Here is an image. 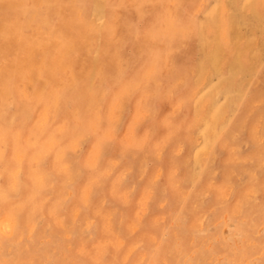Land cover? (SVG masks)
Instances as JSON below:
<instances>
[{"label": "rangeland", "instance_id": "obj_1", "mask_svg": "<svg viewBox=\"0 0 264 264\" xmlns=\"http://www.w3.org/2000/svg\"><path fill=\"white\" fill-rule=\"evenodd\" d=\"M75 1H77V3H75ZM234 1L23 0L22 2V0H0V45L2 46H0V121L5 123L3 125L0 122V152L3 151L0 154V196H2L0 197V213H2L0 214V232L2 233L0 235V264H264V65L261 66L264 64L262 63L264 62V57H262L264 56V0H259V2L258 0ZM78 2L82 5L83 3L86 5H79ZM234 3L235 5H233ZM75 4H77L76 10L74 8ZM123 6L125 7L123 8ZM258 8L259 12L257 10ZM253 9L255 11H253ZM111 10L113 11L112 14ZM52 11L54 12L51 14ZM45 12L47 15H45ZM259 15L261 16L259 17ZM222 16H224L223 19ZM50 19H52V21ZM65 19L66 21H64ZM14 20H16V22ZM165 20H174L177 22L180 27H183L184 33L180 32L175 36L179 39L173 37L169 39L170 41L168 39H157L155 40L156 42H154V40L148 36V33L155 32L157 28L162 26ZM47 22L49 24H47ZM90 27L96 28L94 30V28L91 29ZM98 27H100V29ZM259 27L261 29H259ZM44 31L45 33H43ZM128 31L130 33L132 32L131 35ZM89 33L90 36L88 35ZM241 35L244 36L242 37ZM89 39H91L92 42ZM222 39L225 40L223 41ZM76 41L77 43H74ZM223 42L228 43L224 44ZM227 45H230V47ZM170 46L173 47L171 48ZM78 47H80V49ZM143 48L145 49L143 50ZM3 50L5 53L2 52ZM11 52L14 53L12 54ZM247 52L250 54L248 55ZM84 56L87 57L85 58ZM91 57L95 61H93ZM258 58L259 60H257ZM126 60H128V63ZM11 61H13V63H11ZM238 65H240V67H238ZM249 65H254L252 66L253 69L252 67L250 68ZM232 66L234 71L233 68L231 70ZM217 67L219 70H217ZM225 67L228 70H226ZM248 68H250V71ZM257 68L261 70L259 71ZM11 69L13 71H11ZM99 69H102L101 72ZM85 71L86 73L84 74L83 72ZM155 71L157 72L156 74ZM176 74L179 75L175 76ZM224 74L226 75L224 76ZM26 76L28 80L31 79L34 80V82H31V80L28 81L27 78H25ZM229 76L232 78L230 77L228 80ZM233 77L234 80L232 81ZM241 77L244 78L241 80ZM44 78L46 81L48 79V81L46 82ZM42 79H44V81H42ZM205 80L207 81L205 82ZM40 81L41 83H39ZM65 82H67V84ZM202 82L205 83L203 84ZM181 83L182 85H180ZM201 83L202 85H199ZM226 83L230 84L227 85ZM156 84L159 86L158 88ZM57 89L60 90V92ZM215 89L218 90L217 92L219 94L213 92ZM240 90L241 93L239 92ZM120 91L122 92L120 93ZM147 91L149 93H147ZM57 92L60 94H57ZM150 93L151 95L149 96ZM91 94H93V96ZM97 94L98 96H96ZM152 94H154V96H152ZM56 95L59 96L56 97ZM257 95L258 97L254 98ZM211 97L213 98L211 99ZM186 98L187 100H185ZM69 102L71 103L69 104ZM141 104L143 106H141ZM145 104H147L146 108L144 107ZM210 104L214 105L211 107ZM221 104L223 106L225 104L227 108L225 106L223 107ZM124 105L126 106L124 107ZM209 106L210 109L208 108ZM32 107L35 108L33 109ZM92 107L95 108L93 109ZM53 108L56 109V111H54ZM180 110L184 111L182 112ZM251 111H254L255 114ZM174 113H176V115ZM248 114L253 116L250 118ZM181 115H183L184 118ZM255 116H257V118H255ZM45 118L46 120H44ZM10 119H12V121ZM97 119L101 121V127L105 129L113 127V132L111 134L112 139L111 142L109 141L110 145L108 143L104 145L103 150L105 147L106 148L104 151L102 150L99 159L97 156L95 137L89 136L79 141V144L73 140V137L76 136L77 133L82 131L91 121L93 122ZM19 123L21 124L19 125ZM53 125H57L56 129L60 127V129H57L59 131H57ZM30 128L32 129L30 130ZM63 129H66V131ZM256 130L258 132H256ZM16 131L18 133H16ZM33 132H35V134ZM222 133L224 138L222 137ZM172 135L175 136L172 137ZM50 139L52 141H50ZM55 139L59 143H55ZM1 140H3L4 143ZM41 140H46V142H42ZM192 140L196 143L194 144ZM11 143H14L13 146ZM47 144L50 145L49 148ZM73 144L77 146V150L74 151V153L73 151H67L66 148ZM210 144H212L214 148ZM163 145L165 146L163 147ZM2 146L4 148H1ZM18 147L20 149H17ZM53 147H55L57 151ZM37 149L40 150L38 151ZM44 149L46 150L45 153ZM41 150L43 151L41 152ZM261 150L262 152L260 153ZM26 151L28 154H26ZM21 153L22 155H20ZM53 153L55 158H53ZM55 153L58 155L57 158ZM75 153H77V155ZM11 154L12 156L14 154L17 160H13L14 156L12 158ZM166 154H168V156ZM211 154H213V156ZM180 155L182 156L181 159L179 158L181 157ZM247 156L249 158L251 157V160L248 159ZM256 156L258 159H256ZM102 157H105V159ZM61 160L63 163H67L65 166L69 172L66 171L65 174V166ZM85 160L86 162H84ZM28 161L31 162L29 163ZM176 161L178 162V166L176 165ZM216 166L218 167L215 168ZM31 167L32 170L30 171ZM77 167L79 169H77ZM55 168L59 172H56V170L54 171ZM84 170L86 172H84ZM40 171L44 172L41 173ZM126 171L128 172L126 173ZM101 172H106L107 174L98 177V173ZM180 172H183V174ZM12 173L13 176L11 175ZM132 173L134 174L132 175ZM28 174H30L29 176L31 177L28 176V178ZM197 174L199 175L197 176ZM136 175L138 176L136 177ZM190 175L194 178L190 177ZM236 175L240 176L238 177ZM253 178L257 180L254 181ZM119 180L125 182L122 183ZM129 181H131V184ZM79 182L80 185L78 186ZM111 182L112 184L110 185ZM179 182L180 184H177ZM115 183L116 185L119 184L117 186L118 188ZM58 184L61 186L63 185V187L58 188ZM86 184H89V186ZM112 187H115L117 190L113 188L114 192L111 190ZM121 187H123V189ZM83 189L85 190L83 191ZM132 189L133 192L129 196ZM200 190H204L205 192L202 193ZM111 191L113 195L110 193ZM86 192L87 195H85ZM152 192L153 194H151ZM194 192H197L199 195ZM32 194L34 195L32 196ZM57 194L59 196H56ZM80 195L81 197H77ZM178 195L182 196L180 197ZM244 196H246V198H244ZM18 197L20 200L17 199ZM116 198L117 200H115ZM15 201L17 203L16 206L14 205L16 204ZM37 201L38 205L36 203ZM40 201L41 203H39ZM49 201L51 203L50 205L47 204ZM51 201L53 203L55 202L54 206ZM72 201L74 202L72 203ZM76 201L78 202L76 203ZM144 201L145 203H143ZM11 202L13 205H11ZM136 202H138L137 207ZM18 204H20L21 207ZM73 204L75 206H73ZM133 204H135V206ZM12 207L13 212L11 210ZM69 207H72V209ZM114 207L116 208L114 209ZM201 207H203V211ZM30 208L31 210L34 209V212H30ZM207 208H210V211ZM118 209H121L119 213ZM67 210L70 211L68 212ZM27 212L30 214H28L26 218ZM70 212L72 213L69 214ZM12 213L15 215H12ZM20 217L21 219L23 217L24 220L27 219V221L24 222ZM67 217H69V221L66 220ZM56 223L59 229L57 226L55 227V225H57ZM165 224H167V226ZM12 225H14V227ZM23 225L25 229L22 228ZM118 226L119 229L115 228ZM42 227L43 230H41ZM111 227L113 229L109 230L113 231L109 232L107 228ZM124 227H126V230ZM140 229L142 232H140ZM36 231L39 232L37 235ZM147 231H149L150 235ZM134 235L140 236V238L136 236L135 239ZM29 236H32V238ZM144 237L149 238L148 241H146L147 239ZM127 238H129V240ZM114 239L116 241H114ZM112 241L113 243L111 244ZM78 247L79 249H83L80 251ZM6 248L8 249L6 250ZM92 251L93 256L91 254ZM94 253L98 255L95 258H93L95 256ZM9 254L13 255V257ZM120 257L121 259H119ZM28 258H30V260Z\"/></svg>", "mask_w": 264, "mask_h": 264}, {"label": "bare ground", "instance_id": "obj_2", "mask_svg": "<svg viewBox=\"0 0 264 264\" xmlns=\"http://www.w3.org/2000/svg\"><path fill=\"white\" fill-rule=\"evenodd\" d=\"M11 1H12V0H11ZM46 1H47V0H46ZM50 1H51V0H50ZM104 1H105V0H104ZM222 1H223V0H222ZM231 1H232V0H231ZM233 1H234V0H233ZM262 1H263V0H262ZM22 2H23V0H22ZM117 2H118V1H117ZM202 2H203V1H202ZM227 2H228V1H227ZM234 2H235V1H234ZM240 2H241V1H240ZM258 2H259V0H258ZM44 3H45V2H44ZM75 3H77V1H75ZM78 3H79V2H78ZM81 3H82V2H81ZM108 3H109V2H108ZM110 3H111V2H110ZM112 3H113V2H112ZM118 3H119V2H118ZM205 3H206V2H205ZM229 3H230V2H229ZM232 3H233V2H232ZM42 4H43V2H42ZM73 4H74V3H73ZM113 4H114V3H113ZM135 4H136V3H135ZM135 4H134V5H135ZM140 4H141V3H140ZM143 4H144V3H143ZM212 4H213V3H212ZM261 4H262V3H261ZM261 4H260V5H261ZM76 5H77V4H75V7L73 6V7L75 8V10H76ZM79 5H82V4L79 3ZM83 5H84V3H83ZM83 5H82V6H83ZM85 5H86V4H85ZM85 5H84V6H85ZM111 5H112V4H111ZM201 5H202V4H201ZM233 5H235V3H234ZM241 5H242V4H241ZM41 6H42V5H41ZM41 6H40V7H41ZM103 6H104V5H103ZM108 6H109V5H108ZM157 6H158V5H157ZM195 6H196V5H195ZM195 6H194V8H195ZM243 6H244V5H243ZM124 7H125V6H123V8H124ZM246 7H247V6H246ZM258 7H259V6H258ZM261 7L263 8L262 5H261ZM54 8H55V7H54ZM81 8H82V7H81ZM81 8H80V11H81ZM136 8H137V7H136ZM138 8H139V6H138ZM166 8H167V7H166ZM225 8H226V6H225ZM232 8H233V7H232ZM251 8H252V7H251ZM114 9H115V6H114ZM126 9H128V8H126ZM155 9H156V7H155ZM201 9H202V8H201ZM201 9H200V10H201ZM244 9H245V8H244ZM246 9H247V8H246ZM41 10H42V9H41ZM58 10H59V9H58ZM85 10H86V9H85ZM100 10H101V9H100ZM109 10H110V9H109ZM152 10H153V8H152ZM257 10H258V12H259V8H258ZM257 10H256V11H257ZM87 11H88V9H87ZM140 11H141V10H140ZM201 11H202V10H201ZM228 11H229V9H228ZM247 11H248V10H247ZM253 11H255V10L253 9ZM43 12H44V10H43ZM53 12H54V11H52L51 14H52ZM59 12H60V11H59ZM82 12H84V11H82ZM85 12H86V11H85ZM112 12H113V11L111 10V14H112ZM136 12H137V11H136ZM141 12H142V11H141ZM149 12H151V11H149ZM49 13H50V12H49ZM109 13H110V12H109ZM196 13H197V11H196ZM196 13H195V14H196ZM230 13H231V12H230ZM232 13H233V12H232ZM239 13H240V12H239ZM247 13H248V12H247ZM40 14H41V13H40ZM138 14H139V13H138ZM144 14H145V13H144ZM169 14H170V12H169ZM191 14H192V13H191ZM258 14H260V13H258ZM263 14H264V13H263ZM263 14H261V15H263ZM3 15H4V14H3ZM45 15H47L46 12H45ZM45 15H44V17H45ZM57 15H58V13H57ZM82 15H83V14H82ZM125 15H126V13H125ZM203 15H204V13H203ZM205 15H206V14H205ZM230 15H231V14H230ZM230 15H229V16H230ZM242 15H243V14H242ZM252 15H253V14H252ZM261 15H259V17H260ZM9 16H10V15H9ZM58 16H59V15H58ZM108 16H109V14H108ZM127 16H128V15H127ZM140 16H142V15H140ZM145 16H146V15H145ZM239 16H240V14H239ZM245 16H246V15H245ZM46 17H47V16H46ZM50 17H51V16H50ZM109 17H110V16H109ZM109 17H108V18H109ZM143 17H144V16H143ZM189 17H190V16H189ZM223 17H224V16H222V19H223ZM255 17H256V16H255ZM259 17H258V18H259ZM77 18H78V17H77ZM84 18H85V17H84ZM91 18H92V17H91ZM126 18H127V17H126ZM126 18H125V20H126ZM137 18H138V17H137ZM145 18H146V17H145ZM168 18H169V17H168ZM168 18H167V19H168ZM173 18H174V17H173ZM190 18H191V17H190ZM210 18H211V17H210ZM230 18H231V17H230ZM247 18H248V16H247ZM250 18H251V17H250ZM40 19H41V18H40ZM54 19H55V18H54ZM128 19L131 20L130 18H128ZM188 19H189V18H188ZM235 19H236V18H235ZM9 20H10V19H9ZM43 20H44V19H43ZM50 20L52 21V19H50ZM209 20H210V19H209ZM241 20H242V18H241ZM261 20H262V19H261ZM261 20H260V21H261ZM14 21L16 22V20H14ZM64 21H66V19H65ZM106 21H108V20H106ZM165 21H166V20H165ZM165 21H164V22H165ZM222 21H223V20H222ZM224 21H225V20H224ZM258 21H259V20H258ZM43 22H44V21H43ZM81 22H82V21H81ZM94 22H95V21H94ZM124 22H125V21H124ZM137 22H138V21H137ZM187 22H188V21H187ZM191 22H192V19H191ZM230 22H231V21H230ZM235 22H236V21H235ZM70 23H71V22H70ZM72 23H73V22H72ZM88 23H89V22H88ZM90 23H91V22H90ZM193 23H194V21H193ZM199 23H200V22H199ZM6 24H7V23H6ZM16 24H17V23H16ZM19 24H20V23H19ZM47 24H49V23L47 22ZM74 24H75V23H74ZM130 24H131V23H130ZM194 24H195V23H194ZM262 24H263V23H262ZM67 25H69V24H67ZM232 25H233V23H232ZM13 26H14V25H13ZM13 26H12V27H13ZM52 26H53V25H52ZM99 26H100V25H99ZM128 26H129V25H128ZM187 26H188V25H187ZM207 26H208V24H207ZM210 26H211V25H210ZM225 26H226V25H225ZM47 27H48V26H47ZM76 27H77V26H76ZM96 27H97V26H96ZM96 27H90V28H91V29L94 28V30H95ZM100 27H101V26H100ZM100 27H98V28L100 29ZM136 27H137V26H136ZM136 27H135V28H136ZM189 27H190V24H189ZM230 27H231V26H230ZM261 27H262V26H261ZM9 28H10V25H9ZM48 28H49V27H48ZM90 28H89V29H90ZM140 28H141V26H140ZM181 28L183 29V27H181ZM209 28H210V27H209ZM253 28H254V27H253ZM257 28H258V26H257ZM40 29H41V28H40ZM60 29H61V28H60ZM64 29H65V28H64ZM64 29H63V30H64ZM74 29H75V28H74ZM255 29H256V28H255ZM259 29H261V28L259 27ZM12 30H13V29H12ZM12 30H11V31H12ZM32 30H33V29H32ZM49 30H50V29H49ZM129 30H130V29H129ZM183 30H184V29H183ZM208 30H209V29H208ZM251 30H252V28H251ZM253 30H254V29H253ZM4 31H5V30H4ZM76 31H77V29H76ZM88 31H89V30H88ZM99 31H100V30H99ZM99 31H98V33H99ZM150 31H151V30H150ZM195 31H196V30H195ZM239 31H240V30H239ZM247 31H248V30H247ZM254 31H255V30H254ZM13 32H14V31H13ZM31 32H32V31H31ZM60 32H61V30H60ZM84 32H85V30H84ZM128 32H129V31H128ZM182 32L184 33V31H182ZM8 33H9V32H8ZM11 33H12V32H11ZM32 33H33V32H32ZM43 33H45V31H44ZM50 33H51V32H50ZM74 33H76V32H74ZM90 33H91V32H90ZM90 33L88 34L89 36H90ZM92 33H93V32H92ZM96 33H97V32H96ZM109 33H110V31H109ZM129 33H130V32H129ZM131 33H132V32H131ZM131 33H130V35H131ZM231 33H232V32H231ZM252 33H253V31H252ZM255 33H256V32H255ZM255 33H254V34H255ZM15 34H16V33H15ZM39 34H40V33H39ZM48 34H49V33H48ZM135 34H136V33H135ZM195 34H196V33H195ZM198 34H199V33H198ZM240 34H241V33H240ZM243 34H244V33H243ZM260 34H261V33H260ZM8 35H9V34H8ZM17 35H18V34H17ZM33 35H34V33H33ZM51 35H52V34H51ZM61 35H62V33H61ZM95 35H96V34H95ZM99 35H100V34H99ZM137 35H138V34H137ZM223 35L225 36L224 33H223ZM252 35H253V34H252ZM255 35H256V34H255ZM15 36H16V35H15ZM83 36H84V35H83ZM83 36H82V37H83ZM135 36H136V35H135ZM138 36H139V35H138ZM194 36H195V35H194ZM241 36L243 37L244 35H241ZM250 36H251V35H250ZM261 36H262V35H261ZM263 36H264V35H263ZM19 37H20V36H19ZM19 37H18V38H19ZM23 37H24V35H23ZM50 37H51V36H50ZM72 37H73V36H72ZM82 37H81V38H82ZM225 37H226V36H225ZM245 37H246V36H245ZM254 37H255V36H254ZM57 38H58V37H57ZM61 38H62V37H61ZM91 38H92V37H91ZM139 38H140V37H139ZM174 38H176V37H174ZM181 38H183V37H181ZM195 38H196V37H195ZM226 38H227V37H226ZM238 38H239V37H238ZM250 38H251V37H250ZM23 39H24V38H23ZM62 39H63V38H62ZM85 39H86V38H85ZM176 39H179V38H176ZM239 39H240V38H239ZM251 39H252V38H251ZM257 39H258V38H257ZM82 40H83V39H82ZM89 40L91 41V39H89ZM98 40H99V39H98ZM125 40H126V39H125ZM125 40H124V41H125ZM130 40H131V38H130ZM168 40H169V39H168ZM222 40L224 41L225 39H222ZM232 40H233V39H232ZM4 41H5V40H4ZM73 41H74V40H73ZM135 41H136V39H135ZM139 41H140V40H139ZM158 41H159V40H158ZM169 41H170V40H169ZM211 41H212V40H211ZM226 41H228V40H226ZM241 41H242V40H241ZM250 41H251V40H250ZM250 41H249V42H250ZM0 42H1V41H0ZM19 42H20V40H19ZM21 42H22V41H21ZM67 42H68V41H67ZM71 42H72V41H71ZM91 42H92V41H91ZM154 42H156V41L154 40ZM237 42H238V41H237ZM237 42H236V43H237ZM242 42H243V41H242ZM256 42H257V41H256ZM260 42H261V40H260ZM260 42H259V43H260ZM74 43H77V41L74 42ZM89 43H90V42H89ZM135 43H136V42H135ZM139 43H140V42H139ZM163 43H165V42H163ZM209 43H210V42H209ZM214 43H216V42H214ZM223 43L226 44V43H228V42H226V43L223 42ZM236 43H235V44H236ZM6 44H7V43H6ZM18 44H19V43H18ZM20 44H21V43H20ZM122 44H123V43H122ZM137 44H138V43H137ZM224 44H223V45H224ZM72 45H73V43H72ZM96 45H97V44H96ZM143 45H144V44H143ZM238 45H239V44H238ZM256 45H257V44H256ZM0 46H1V45H0ZM73 46H74V45H73ZM88 46H89V45H88ZM90 46H91V43H90ZM174 46H175V45H174ZM224 46H225V45H224ZM224 46H223V47H224ZM227 46L230 47V45H227ZM1 47H2V46H1ZM75 47H76V46H75ZM75 47H72V48H75ZM86 47H87V46H86ZM170 47H171V46H170ZM172 47H173V46H172ZM172 47H171V48H172ZM175 47H176V46H175ZM210 47H211V45H210ZM242 47H243V46H242ZM244 47H245V46H244ZM255 47H256V46H255ZM259 47H260V46H259ZM78 48L80 49V47H78ZM93 48H94V47H93ZM121 48H122V47H121ZM145 48H147V47H145ZM145 48H143V50H144ZM256 48H257V47H256ZM256 48H254V49H256ZM16 49H17V48H16ZM16 49H15V50H16ZM50 49H51V48H50ZM87 49H88V48H87ZM90 49H91V48H90ZM104 49H105V47H104ZM169 49H170V48H169ZM169 49H168V50H169ZM217 49H218V48H217ZM241 49H244V48H241ZM241 49H240V50H241ZM262 49H263V48H262ZM262 49H261V50H262ZM8 50H9V49H8ZM52 50H53V49H52ZM52 50H50V51H52ZM75 50H76V49H75ZM154 50H155V49H154ZM168 50H167V51H168ZM176 50H177V49H176ZM196 50H197V49H196ZM205 50H206V49H205ZM248 50H249V49H248ZM18 51H19V50H18ZM194 51H195V50H194ZM198 51H199V50H198ZM217 51H218V50H217ZM228 51H229V49H228ZM233 51H234V50H233ZM244 51H245V50H244ZM249 51H250V50H249ZM259 51H260V50H259ZM2 52L5 53L4 50H3ZM7 52H8V51H7ZM14 52H16V51H14ZM14 52H13V53H14ZM64 52H65V51H64ZM73 52H74V51H73ZM80 52H81V51H80ZM88 52H89V50H88ZM129 52H130V51H129ZM129 52H128V53H129ZM138 52H139V51H138ZM164 52H165V51H164ZM168 52H169V51H168ZM223 52H224V51H223ZM11 53H12V52H11ZM13 53H12V54H13ZM33 53H34V52H33ZM210 53H211V52H210ZM242 53H243V52H242ZM247 53H248V52H247ZM96 54H97V53H96ZM138 54H139V53H138ZM165 54H166V52H165ZM165 54H164V56H165ZM171 54H172V53H171ZM193 54H194V53H193ZM206 54H207V52H206ZM206 54H205V55H206ZM249 54H250V53H248V55H249ZM257 54H258V53H257ZM259 54H260V53H259ZM263 54H264V53H263ZM88 55H89V54H88ZM208 55H209V54H208ZM219 55H220V54H219ZM222 55H223V53H222ZM246 55H247V54H246ZM246 55H245V56H246ZM48 56H49V53H48ZM82 56H83V55H82ZM82 56H81V57H82ZM136 56H137V55H136ZM171 56H172V55H171ZM199 56H200V55H199ZM203 56H204V55H203ZM84 57H85V56H84ZM84 57H83V58H84ZM86 57H87V56H86ZM86 57H85V58H86ZM142 57H143V56H142ZM204 57H205V56H204ZM219 57H220V56H219ZM219 57H218V59H219ZM249 57H250V56H249ZM249 57H247V58H249ZM253 57H254V56H253ZM259 57H260V56H259ZM262 57H264V56H262ZM93 58H94V57H93ZM254 58H255V57H254ZM45 59H47V58H45ZM45 59H44V60H45ZM91 59H92V57H91ZM94 59H96V58H94ZM99 59H101V58H99ZM102 59H103V58H102ZM133 59H134V58H133ZM154 59H155V58H154ZM200 59H201V58H200ZM207 59H209V58H207ZM212 59H213V58H212ZM82 60H83V59H82ZM92 60H93V59H92ZM92 60H91V61H92ZM135 60H136V59H135ZM201 60H202V59H201ZM210 60H211V59H210ZM257 60H259V58H258ZM257 60H256V61H257ZM0 61H1V59H0ZM59 61H61V60H59ZM93 61H95V60H93ZM127 61H128V60H126V62H127ZM211 61H212V60H211ZM220 61H221V60H220ZM226 61H227V60H226ZM232 61H234V60H232ZM247 61H248V60H247ZM253 61H254V59H253ZM151 62H155V61H151ZM170 62H171V61H170ZM203 62H204V61H203ZM218 62H219V60H218ZM235 62H236V61H235ZM11 63H13V61H11ZM24 63H25V61H24ZM93 63H94V62H93ZM127 63H128V62H127ZM175 63H176V62H175ZM188 63H189V62H188ZM192 63H193V62H192ZM247 63H248V62H247ZM250 63H251V62H250ZM262 63H264V62H262ZM58 64H59V63H58ZM91 64H92V63H91ZM150 64H151V63H150ZM198 64H199V63H198ZM204 64H205V63H204ZM218 64H219V63H218ZM233 64H234V63H233ZM253 64H254V63H253ZM255 64H256V62H255ZM126 65H127V64H126ZM131 65H132V64H131ZM152 65H153V64H152ZM179 65H180V64H179ZM188 65H189V64H188ZM206 65H207V64H206ZM222 65H223V64H222ZM222 65H221V66H222ZM225 65H226V64H225ZM263 65H264V64H262L261 66H263ZM48 66H49V65H48ZM79 66H80V65H79ZM82 66H83V65H82ZM128 66H129V65H128ZM217 66H218V65H217ZM230 66H231V65H230ZM247 66H248V65H247ZM249 66H250V65H249ZM252 66H254V65H252ZM252 66H250V68H251ZM14 67H15V65H14ZM93 67H94V66H93ZM124 67H125V66H124ZM126 67H127V66H126ZM153 67H154V66H153ZM188 67H189V66H188ZM215 67H216V66H215ZM226 67H227V66H226ZM226 67H225V68H226ZM238 67H240V65H238ZM43 68H44V67H43ZM43 68H42V69H43ZM50 68H51V67H50ZM57 68H58V66H57ZM82 68H83V67H82ZM86 68H88V67H86ZM130 68H131V67H130ZM151 68H152V67H151ZM191 68H192V67H191ZM212 68H213V67H212ZM219 68H220V67H219ZM232 68H233V66L231 67V70H232ZM244 68H245V67H244ZM250 68H248V70H249ZM25 69H26V68H25ZM71 69H72V68H71ZM89 69H90V68H89ZM122 69H123V68H122ZM147 69H148V68H147ZM171 69H172V68H171ZM215 69H216V68H215ZM222 69H223V68H222ZM222 69H220V70H222ZM252 69H253V67H252ZM254 69H255V68H254ZM257 69H258V68H257ZM16 70H17V69H16ZM16 70H15V71H16ZM57 70H58V69H57ZM69 70H70V68H69ZM80 70H81V69H80ZM82 70H83V69H82ZM99 70H100V69H99ZM101 70H102V69H101ZM101 70H100V72H101ZM151 70H153V69H151ZM204 70H205V69H204ZM217 70H219L218 67H217ZM226 70H228V69L226 68ZM229 70H230V69H229ZM231 70H230V71H231ZM237 70H238V69H237ZM237 70H235V71H237ZM248 70H247V71H248ZM258 70H259V69H258ZM260 70H261V69H260ZM260 70H259V71H260ZM9 71H10V70H9ZM11 71H13V70L11 69ZM41 71H42V70H41ZM70 71H71V70H70ZM174 71H177V70H174ZM191 71H192V69H191ZM194 71H195V70H194ZM205 71H206V70H205ZM230 71H229V72H230ZM233 71H234V68H233ZM243 71H244V69H243ZM245 71H246V70H245ZM249 71H250V70H249ZM17 72H18V71H17ZM28 72H30V71H28ZM71 72H72V71H71ZM71 72H70V73H71ZM121 72H122V71H121ZM149 72H150V71H149ZM209 72H210V71H209ZM209 72H208V74H209ZM213 72H214V71H213ZM11 73H12V72H11ZM72 73H73V72H72ZM83 73L85 74L86 71L83 72ZM150 73H151V72H150ZM150 73H149V74H150ZM156 73H157V72L155 71V74H156ZM204 73H205V72H204ZM248 73H249V72H248ZM2 74H3V73H2ZM5 74H6V73H5ZM12 74H13V73H12ZM28 74H30V73H28ZM94 74H95V73H94ZM170 74H171V72H170ZM214 74H215V73H214ZM217 74H218V73H217ZM230 74H231V73H230ZM245 74H246V73H245ZM252 74H253V73H252ZM6 75H7V74H6ZM14 75H15V74H14ZM22 75H23V74H22ZM56 75H57V74H56ZM177 75H179V74H176L175 76H177ZM180 75H181V74H180ZM225 75H226V74H224V76H225ZM247 75H248V74H247ZM28 76H29V75H28ZM57 76H58V75H57ZM155 76H156V75H155ZM175 76H174V77H175ZM192 76H193V75H192ZM206 76H207V75H206ZM206 76H205V77H206ZM232 76H233V75H232ZM256 76H257V75H256ZM4 77H5V76H4ZM23 77H24V76H23ZM41 77H42V76H41ZM149 77H150V76H149ZM202 77H204V76H202ZM202 77H201V78H202ZM230 77H231V76H229L228 80L230 79ZM235 77H236V76H235ZM25 78H27V80H28V77H27V76H26ZM29 78H30V76H29ZM38 78H39V76H38ZM94 78H95V77H94ZM100 78H101V77H100ZM147 78H148V77H147ZM147 78H146V79H147ZM178 78H179V76H178ZM207 78H208V76H207ZM209 78H210V77H209ZM219 78H220V77H219ZM231 78H232V77H231ZM242 78H244V77H241V80H242ZM259 78H260V77H259ZM22 79H23V78H22ZM44 79H45V78H44ZM44 79H42V81H44ZM72 79H73V78H72ZM150 79H151V78H150ZM176 79H177V78H176ZM212 79H213V78H212ZM237 79H238V78H237ZM239 79H240V78H239ZM251 79H252V78H251ZM29 80H31V79H29ZM29 80H28V81H29ZM61 80H62V79H61ZM69 80H70V79H69ZM82 80H83V79H82ZM86 80H87V79H86ZM88 80H89V79H88ZM113 80H114V79H113ZM118 80H119V78H118ZM147 80H148V79H147ZM159 80H160V79H159ZM199 80H200V79H199ZM199 80H197V81H199ZM208 80H209V79H208ZM213 80H214V79H213ZM233 80H234V77H233L232 81H233ZM244 80H245V79H244ZM257 80H258V79H257ZM28 81H27V82H28ZM45 81H46V79H45ZM47 81H48V79H47ZM47 81H46V82H47ZM56 81H57V80H56ZM63 81H64V80H63ZM75 81H76V80H75ZM77 81H78V79H77ZM98 81H99V79H98ZM152 81H153V80H152ZM173 81H174V80H173ZM206 81H207V80H205V82H206ZM221 81H222V80H221ZM225 81H227V80H225ZM230 81H231V80H230ZM253 81H254V80H253ZM253 81H252V82H253ZM31 82H34V80H31ZM31 82H30V83H31ZM60 82H61V81H60ZM69 82H70V81H69ZM113 82H114V81H113ZM115 82H116V81H115ZM177 82H178V81H177ZM205 82H204V83H205ZM219 82H220V80H219ZM222 82H223V81H222ZM227 82H229V81H227ZM239 82H240V81H239ZM256 82H257V81H256ZM256 82H255V83H256ZM259 82H261V81H259ZM259 82H258V84H259ZM39 83H41V81H40ZM39 83H38V84H39ZM43 83H44V82H43ZM62 83H63V82H62ZM65 83L67 84V82H65ZM72 83H73V81H72ZM83 83H85V82H83ZM88 83H89V82H88ZM94 83H95V82H94ZM155 83H156V80H155ZM202 83H203V82H202ZM202 83L199 84V85H202ZM204 83H203V84H204ZM211 83H212V82H211ZM211 83H210V84H211ZM230 83H231V82H230ZM230 83H228V84H230ZM240 83H242V82H240ZM240 83H239V84H240ZM70 84H71V83H70ZM73 84H74V83H73ZM89 84H90V83H89ZM97 84H99V83H97ZM142 84H143V83H142ZM144 84H145V83H144ZM144 84H143V85H144ZM158 84H160V83H158ZM173 84H174V83H173ZM175 84H176V80H175ZM222 84H223V83H222ZM226 84H227V83H226ZM228 84H227V85H228ZM237 84H238V82H237ZM246 84H247V83H246ZM258 84H257V85H258ZM263 84H264V83H263ZM29 85H30V84H29ZM60 85H61V84H60ZM62 85H63V84H62ZM75 85H76V84H75ZM133 85H135V84H133ZM145 85H146V84H145ZM154 85H155V84H154ZM160 85H161V84H160ZM168 85H169V84H168ZM180 85H182V83H181ZM240 85H241V84H240ZM249 85H250V84H249ZM255 85H256V84H255ZM39 86H40V85H39ZM72 86H73V85H72ZM156 86H157V88L159 87L157 84H156ZM195 86H196V85H195ZM220 86H221V85H220ZM224 86H225V85H224ZM243 86H244V85H243ZM258 86H259V85H258ZM129 87H131V86H129ZM168 87H169V86H168ZM172 87H175V86H172ZM202 87H203V86H202ZM227 87H228V86H227ZM227 87H226V88H227ZM231 87H232V86H231ZM246 87H247V86H246ZM246 87H244V88H246ZM31 88H32V87H31ZM33 88H34V87H33ZM69 88H70V87H69ZM86 88H87V86H86ZM94 88H95V87H94ZM180 88H181V87H180ZM200 88H201V87H200ZM217 88H219V87H217ZM234 88H235V87H234ZM234 88H232V89H234ZM241 88H243V87H241ZM241 88H240V89H241ZM248 88H249V87H248ZM254 88H255V87H254ZM256 88H258V87H256ZM261 88H262V87H261ZM77 89H78V88H77ZM87 89H88V88H87ZM95 89H96V88H95ZM106 89H108V88H106ZM133 89H134V88H133ZM167 89H168V88H167ZM172 89H173V88H172ZM176 89H177V88H176ZM176 89H175V90H176ZM196 89H197V88H196ZM212 89H213V88H212ZM229 89H230V88H229ZM232 89H231V90H232ZM237 89H238V88H237ZM251 89H252V88H251ZM57 90H58V89H57ZM65 90H67V89H65ZM75 90H76V89H75ZM130 90H131V89H130ZM155 90H156V89H155ZM178 90H179V89H178ZM202 90H203V89H202ZM215 90H216V89H215ZM215 90L213 91L214 93L218 91V90H216V91H215ZM242 90H243V89H242ZM254 90H255V89H254ZM58 91L60 92V90H58ZM67 91H68V90H67ZM79 91H80V90H79ZM104 91H105V90H104ZM131 91H132V90H131ZM156 91H158V90H156ZM167 91H168V90H167ZM236 91H237V90H236ZM256 91H257V90H256ZM38 92H39V91H38ZM38 92H37V93H38ZM59 92H57V94H58ZM121 92H122V91H120V93H121ZM129 92H130V91H129ZM144 92H146V91H144ZM153 92L155 93L154 89H153ZM239 92L241 93V90H240ZM247 92H248V91H247ZM247 92H246V93H247ZM32 93H33V92H32ZM32 93H31V94H32ZM37 93H36V95H37ZM45 93H46V92H45ZM77 93H78V90H77ZM99 93H100V92H99ZM126 93H127V92H126ZM126 93H125V94H126ZM147 93H149V92L147 91ZM151 93H152V91H151ZM151 93L149 94V96L151 95ZM156 93H157V92H156ZM217 93H218V92H217ZM59 94H60V93H59ZM63 94H64V93H63ZM125 94H124V95H125ZM211 94H212V93H211ZM218 94H219V93H218ZM237 94H238V93H237ZM32 95H33V94H32ZM34 95H35V94H34ZM76 95H77V94H76ZM89 95H90V94H89ZM89 95H87V96H89ZM91 95L93 96V94H91ZM155 95H157V94H155ZM240 95H241V94H240ZM37 96H38V95H37ZM37 96H36V97H37ZM52 96H53V95H52ZM58 96H59V95H58ZM58 96L56 95V97H58ZM96 96H98V94H97ZM96 96H95V97H96ZM100 96H101V95H100ZM127 96H128V93H127ZM127 96H126V97H127ZM152 96H154V94H152ZM172 96H173V95H172ZM237 96H239V95H237ZM38 97H39V96H38ZM38 97H37V98H38ZM95 97H94V98H95ZM121 97H122V96H121ZM144 97H145V96H144ZM239 97H240V96H239ZM239 97H238V99H239ZM257 97H258V95L255 96L254 98H257ZM85 98H86V97H85ZM85 98H84V99H85ZM89 98H91V97H89ZM94 98H93V99H94ZM97 98H98V97H97ZM100 98H102V97H100ZM124 98H125V97H124ZM148 98H149V97H148ZM190 98H191V97H190ZM212 98H213V97H211V99H212ZM242 98H243V97H242ZM38 99H40V98H38ZM68 99H69V98H68ZM84 99H83V100H84ZM159 99H160V98H159ZM211 99H210V100H211ZM220 99H221V98H220ZM243 99H244V98H243ZM243 99H241V100H243ZM262 99H263V97H262ZM36 100H37V99H36ZM99 100H100V99H99ZM129 100H130V99H129ZM180 100H181V99H180ZM182 100H183V99H182ZM185 100H187V98H186ZM59 101H60V100H59ZM84 101H85V100H84ZM233 101H234V100H233ZM63 102H64V100H63ZM93 102H94V101H93ZM181 102H182V101H181ZM209 102H210V101H209ZM241 102H242V101H241ZM241 102H239V103H241ZM261 102H262V101H261ZM54 103H55V101H54ZM70 103H71V102H69V104H70ZM86 103H87V102H86ZM139 103H140V101H139ZM142 103H143V102H142ZM145 103H146V102H145ZM182 103H184V102H182ZM258 103H259V102H258ZM12 104H13V103H12ZM66 104H68V103H66ZM157 104H158V103H157ZM180 104H181V103H180ZM184 104H185V103H184ZM219 104H220V103H219ZM24 105H25V104H24ZM57 105H58V103H57ZM61 105H62V104H61ZM91 105H92V104H91ZM146 105H147V104H145V106H144L145 108H146ZM151 105H153V104H151ZM210 105H211V104H210ZM212 105H214V104H212ZM212 105H211V107H212ZM221 105H222V104H221ZM10 106H11V105H10ZM53 106H54V105H53ZM59 106H60V105H59ZM72 106H73V105H72ZM99 106H100V105H99ZM125 106H126V105H124V107H125ZM127 106H128V105H127ZM129 106H130V105H129ZM141 106H143V105L141 104ZM160 106H161V105H160ZM180 106H181V105H180ZM222 106H223V105H222ZM224 106H225V104H224ZM224 106H223V107H224ZM243 106H244V105H243ZM256 106H257V105H256ZM256 106H254V107H256ZM11 107H12V106H11ZM18 107H19V106H18ZM26 107H27V106H26ZM47 107H48V105H47ZM83 107H84V106H83ZM90 107H91V106H90ZM90 107H89V108H90ZM95 107H96V105H95ZM95 107H92V108L94 109ZM144 107H143V108H144ZM147 107H148V106H147ZM225 107H226V106H225ZM246 107H248V106H246ZM254 107H253V108H254ZM263 107H264V106H263ZM32 108H33V107H32ZM34 108H35V107H34ZM34 108H33V109H34ZM55 108H56V107H55ZM64 108H65V107H64ZM96 108H97V107H96ZM101 108H102V107H101ZM112 108H113V107H112ZM208 108L210 109V106H209ZM213 108H214V107H213ZM215 108H216V107H215ZM226 108H227V107H226ZM14 109H15V107H14ZM18 109H19V108H18ZM33 109H32V110H33ZM53 109H54V108H53ZM124 109H125V108H124ZM127 109H128V108H127ZM136 109H137V108H136ZM150 109H151V108H150ZM179 109H180V108H179ZM179 109H178V110H179ZM187 109H188V108H187ZM10 110H11V109H10ZM12 110H13V109H12ZM19 110H20V109H19ZM19 110H18V112H19ZM122 110H123V109H122ZM146 110H147V109H146ZM206 110L208 111L207 108H206ZM223 110H224V108H223ZM252 110H253V109H252ZM258 110H259V109H258ZM260 110H261V108H260ZM20 111H21V110H20ZM23 111H24V110H23ZM44 111H45V110H44ZM54 111H56V109H54ZM70 111H71V110H70ZM73 111H74V110H73ZM80 111H81V110H80ZM85 111H86V110H85ZM109 111H110V110H109ZM124 111H125V110H124ZM128 111H129V110H128ZM136 111H137V110H136ZM180 111H182V110H180ZM183 111H184V110H183ZM183 111H182V112H183ZM211 111H212V110H211ZM243 111H244V110H243ZM261 111H262V110H261ZM32 112H33V111H32ZM52 112H53V111H52ZM59 112H60V111H59ZM61 112H62V111H61ZM111 112H112V111H111ZM115 112H116V110H115ZM126 112H127V111H126ZM152 112H153V111H152ZM251 112H253V114H255L254 111H251ZM255 112H256V111H255ZM24 113H25V111H24ZM48 113H49V112H48ZM64 113H65V112H64ZM64 113H63V114H64ZM73 113H74V112H73ZM97 113H98V112H97ZM99 113H100V112H99ZM225 113H226V111H225ZM256 113H257V112H256ZM260 113H261V112H260ZM10 114H11V113H10ZM66 114H67V113H66ZM104 114H105V113H104ZM107 114H109V113H107ZM145 114H146V113H145ZM151 114H152V113H151ZM174 114L176 115V113H174ZM178 114H179V113H178ZM178 114H177V115H178ZM226 114H227V113H226ZM242 114H243V113H242ZM251 114H252V113H251ZM23 115H24V114H23ZM51 115H52V114H51ZM72 115H74V114H72ZM83 115H85V114H83ZM96 115H98V114H96ZM99 115H100V114H99ZM121 115H122V112H121ZM184 115H185V114H184ZM248 115L250 116V114H248ZM257 115H258V114H257ZM62 116H64V115H62ZM111 116H112V114H111ZM134 116H135V115H134ZM170 116H171V115H170ZM181 116H183V115H181ZM251 116H253V115H251ZM251 116H250V118H251ZM261 116H262V115H261ZM263 116H264V115H263ZM0 117H1V116H0ZM7 117H8V116H7ZM22 117H23V116H22ZM57 117H58V116H57ZM57 117H56V118H57ZM66 117H67V116H66ZM123 117H124V116H123ZM172 117H173V116H172ZM225 117H226V116H225ZM242 117H243V115H242ZM247 117H248V116H247ZM24 118H25V117H24ZM27 118H28V117H27ZM62 118H64V117H62ZM79 118H80V117H79ZM130 118H131V117H130ZM143 118H144V117H143ZM183 118H184V116H183ZM255 118H257V116H255ZM262 118H263V117H262ZM66 119H68V118H66ZM80 119H81V118H80ZM124 119H125V118H124ZM155 119H156V118H155ZM248 119H249V118H248ZM248 119H247V120H248ZM260 119H261V118H260ZM4 120H5V119H4ZM4 120H2V121H4ZM10 120L12 121V119H10ZM25 120H26V118H25ZM44 120H46V118H45ZM64 120H65V119H64ZM75 120H76V119H75ZM135 120H136V119H135ZM181 120H183V119H181ZM5 121H6V120H5ZM28 121H29V120H28ZM28 121H27V122H28ZM35 121H36V120H35ZM68 121H69V120H68ZM76 121H77V120H76ZM107 121H108V120H107ZM109 121H110V119H109ZM118 121H119V120H118ZM136 121H137V120H136ZM147 121H148V120H147ZM156 121H157V119H156ZM219 121H220V120H219ZM222 121H223V120H222ZM0 122H1V121H0ZM7 122H8V121H7ZM13 122H14V120H13ZM43 122H44V121H43ZM48 122H49V121H48ZM78 122H79V121H78ZM91 122H92V121H91ZM100 122H101V121H100ZM116 122H117V121H116ZM119 122H120V121H119ZM140 122H141V121H140ZM1 123H2L3 125L5 124V123H3V122H1ZM37 123H38V121H37ZM51 123H52V122H51ZM62 123H63V122H62ZM62 123H61V124H62ZM75 123H76V122H75ZM81 123H82V122H81ZM81 123H80V124H81ZM104 123H105V122H104ZM136 123H138V122H136ZM156 123H157V122H156ZM156 123H155V124H156ZM216 123H217V122H216ZM218 123H219V122H218ZM239 123H240V122H239ZM262 123H263V120H262ZM10 124H11V122H10ZM12 124H13V123H12ZM15 124H16V123H15ZM20 124H21V123H19V125H20ZM67 124H68V122H67ZM67 124H66V125H67ZM72 124H73V123H72ZM72 124H71V125H72ZM115 124H116V123H115ZM127 124H128V123H127ZM138 124H139V123H138ZM147 124H148V123H147ZM151 124H152V123H151ZM194 124H195V123H194ZM244 124H245V123H244ZM244 124H243V125H244ZM19 125H17V126H19ZM32 125H33V124H32ZM38 125H39V124H38ZM40 125H41V124H40ZM57 125H58V123H57ZM57 125H56V126H57ZM69 125H70V124H69ZM84 125H85V123H84ZM109 125H110V124H109ZM148 125H149V124H148ZM156 125H157V124H156ZM156 125H155V126H156ZM48 126H49V125H48ZM53 126H55V125H53ZM56 126H55V129H56ZM63 126H64V125H63ZM79 126H80V125H79ZM125 126H126V125H125ZM128 126H129V124H128ZM132 126H133V124H132ZM135 126H136V125H135ZM146 126H147V125H146ZM157 126H158V125H157ZM216 126H217V125H216ZM240 126H241V125H240ZM256 126H257V125H256ZM261 126H262V125H261ZM26 127H27V125H26ZM65 127H66V126H65ZM72 127H74V126H72ZM107 127H108V126H107ZM121 127H122V126H121ZM167 127H168V126H167ZM192 127H193V126H192ZM245 127H246V126H245ZM13 128H14V126H13ZM34 128H38V127H34ZM46 128H47V127H46ZM52 128H53V127H52ZM52 128H51V129H52ZM58 128L60 129V127H58ZM58 128H57V129H58ZM82 128H83V127H82ZM112 128H113V127H112ZM131 128H132V127H131ZM146 128H147V127H146ZM149 128H150V126H149ZM237 128H238V127H237ZM257 128H258V127H257ZM20 129H21V127H20ZM31 129H32V128H30V130H31ZM57 129H56V130H57ZM61 129H62V128H61ZM72 129H73V128H72ZM77 129H78V128H77ZM79 129H80V128H79ZM157 129H158V128H157ZM178 129H179V128H178ZM235 129H236V128H235ZM242 129H243V128H242ZM263 129H264V128H263ZM2 130H3V129H2ZM33 130H34V129H33ZM33 130H32V131H33ZM41 130H42V129H41ZM63 130L66 131V129H63ZM115 130H116V128H115ZM130 130H131V129H130ZM137 130H138V129H137ZM145 130H146V129H145ZM191 130H192V129H191ZM194 130H195V128H194ZM198 130H199V129H198ZM240 130H241V129H240ZM260 130H261V129H260ZM0 131H1V130H0ZM11 131H12V130H11ZM13 131H14V130H13ZM39 131H40V129H39ZM46 131H47V130H46ZM53 131H54V129H53ZM57 131H59V130H57ZM74 131H75V130H74ZM77 131H79V130H77ZM179 131H180V130H179ZM219 131H220V130H219ZM219 131H218V132H219ZM236 131H237V130H236ZM9 132H10V131H9ZM21 132H23V131H21ZM36 132H37V131H36ZM47 132H48V131H47ZM199 132H200V131H199ZM215 132H216V130H215ZM256 132H258V131L256 130ZM0 133H1V132H0ZM14 133H15V132H14ZM16 133H18V132L16 131ZM28 133H29V132H28ZM33 133L35 134V132H33ZM44 133H45V132H44ZM64 133H65V132H64ZM133 133H135V132H133ZM153 133H154V132H153ZM232 133H233V132H232ZM237 133H238V132H237ZM30 134H32V133H30ZM34 134H33V135H34ZM46 134H47V133H46ZM46 134H45V136H46ZM48 134H49V133H48ZM62 134H63V133H62ZM131 134H132V133H131ZM146 134H147V133H146ZM176 134H178V133H176ZM181 134H182V133H181ZM181 134H180V135H181ZM199 134H201V133H199ZM217 134H218V133H217ZM217 134H216V135H217ZM230 134H231V133H230ZM259 134H260V133H259ZM2 135H3V132H2ZM4 135H5V134H4ZM8 135H9V134H8ZM13 135H14V134H13ZM36 135H37V133H36ZM36 135H35V136H36ZM53 135H55V134H53ZM64 135H65V134H64ZM75 135H76V134H75ZM113 135H114V134H113ZM149 135H150V134H149ZM153 135H154V134H153ZM262 135H263V134H262ZM262 135H261V137H262ZM14 136H16V135H14ZM35 136H34V137H35ZM66 136H67V134H66ZM66 136H65V137H66ZM72 136H73V135H72ZM115 136H116V135H115ZM135 136H137V135H135ZM156 136H157V135H156ZM173 136H175V135H172V137H173ZM198 136H199V135H198ZM201 136H202V135H201ZM223 136H224V135H223V133H222V137H223ZM225 136H227V135H225ZM234 136H235V135H234ZM256 136H257V135H256ZM41 137H42V136H41ZM151 137H152V136H151ZM235 137H237V136H235ZM261 137H260V138H261ZM6 138H7V135H6ZM8 138H10V137H8ZM51 138H52V136H51ZM177 138H178V136H177ZM201 138H202V137H201ZM211 138H212V137H211ZM223 138H224V137H223ZM227 138H228V137H227ZM258 138H259V137H258ZM2 139H3V136H2ZM14 139H15V138H14ZM20 139H21V138H20ZM26 139H27V137H26ZM34 139H35V138H34ZM63 139H64V138H63ZM88 139H89V138H88ZM111 139H112V138H111ZM174 139H175V138H174ZM174 139H172V140H174ZM184 139H185V138H184ZM212 139H213V138H212ZM3 140H4V139H3ZM3 140H1V141H3ZM8 140H9V139H8ZM16 140H17V139H16ZM37 140H38V139H37ZM52 140H53V138H52ZM52 140L50 139V141H52ZM55 140H56V139H55ZM69 140H70V138H69ZM114 140H115V138H114ZM181 140H182V139H181ZM181 140H180V141H181ZM198 140H199V139H198ZM198 140H197V141H198ZM227 140H228V139H227ZM231 140H232V139H231ZM6 141H7V140H6ZM11 141H12V140H11ZM11 141H10V142H11ZM35 141H36V140H35ZM35 141H34V142H35ZM41 141H42V140H41ZM43 141H44V140H43ZM43 141H42V142H43ZM60 141H61V140H60ZM169 141H170V140H169ZM175 141H176V140H175ZM224 141H225V140H224ZM228 141H229V140H228ZM257 141H258V140H257ZM44 142H46V140H45ZM47 142H48V141H47ZM56 142H58V141L56 140L55 143H56ZM110 142H111V141H110ZM115 142H116V141H115ZM146 142H147V141H146ZM178 142H179V141H178ZM182 142H183V141H182ZM190 142H191V141H190ZM192 142L194 143L193 140H192ZM198 142H199V141H198ZM205 142H206V140H205ZM205 142H204V143H205ZM211 142H212V140H211ZM261 142H262V141H261ZM3 143H4V141H3ZM19 143L22 144L21 142H19ZM51 143H52V142H51ZM58 143H59V142H58ZM58 143H57V144H58ZM168 143H169V142H168ZM185 143H186V142H185ZM195 143H196V142H195ZM195 143H194V144H195ZM13 144H14V143H13ZM13 144L11 143L12 146H13ZM15 144H16V143H15ZM35 144H37V143H35ZM35 144H34V145H35ZM40 144H41V143H40ZM43 144H44V143H43ZM43 144H42V146H43ZM49 144H50V143H49ZM57 144H56V145H57ZM78 144H79V143H78ZM78 144H77V145H78ZM108 144H109V142H108ZM166 144H167V143H166ZM215 144H216V141H215ZM47 145H48V144H47ZM50 145H51V144H50ZM50 145H48L47 147L49 148ZM56 145H55V146H56ZM105 145H107V144H105ZM109 145H110V144H109ZM173 145H174V144H173ZM186 145H187V144H186ZM191 145H192V144H191ZM196 145H197V144H196ZM210 145H212V144H210ZM210 145H209V146H210ZM3 146H4V145H3ZM3 146H2L1 148H4ZM12 146H11V147H12ZM14 146H15V145H14ZM31 146H32V145H31ZM51 146H52V145H51ZM164 146H165V145H163V147H164ZM167 146H168V145H167ZM261 146H262V145H261ZM56 147H57V146H56ZM141 147H142V145H141ZM186 147H188V146H186ZM194 147H195V146H194ZM212 147L214 148L213 145H212ZM14 148H15V147H14ZM43 148H44V146H43ZM45 148H46V146H45ZM50 148H51V147H50ZM53 148H55V147H53ZM62 148H64V147H62ZM105 148H106V147H105ZM105 148H104V150H105ZM112 148H113V147H112ZM125 148H126V147H125ZM129 148H130V147H129ZM131 148H132V147H131ZM136 148H137V147H136ZM177 148H178V147H177ZM181 148H182V147H181ZM213 148H212V151H213ZM7 149H8V148H7ZM12 149H13V147H12ZM17 149H20V148L18 147ZM55 149H56V148H55ZM58 149H59V148H58ZM66 149H67V148H66ZM108 149H109V148H108ZM259 149H261V148H259ZM0 150H1V149H0ZM2 150H3V149H2ZM13 150H14V149H13ZM37 150H38V149H37ZM39 150H40V149H39ZM39 150H38V151H39ZM44 150H45V149H44ZM49 150H50V149H49ZM62 150H63V149H62ZM102 150H103V149H102ZM104 150H103V151H104ZM140 150H141V149H140ZM142 150H143V149H142ZM6 151H7V150H6ZM17 151H18V150H17ZM42 151H43V150H41V152H42ZM54 151H55V150H54ZM56 151H57V149H56ZM106 151H107V150H106ZM111 151H114V150H111ZM134 151H135V150H134ZM160 151H161V150H160ZM185 151H187V150H185ZM190 151H191V150H190ZM2 152H3V151H2ZM2 152H0V154H1ZM18 152H19V151H18ZM30 152H32V151H30ZM30 152H29V153H30ZM34 152H35V150H34ZM41 152H40V154H41ZM45 152H46V150L44 151V153H45ZM48 152H49V151H48ZM52 152H53V151H52ZM52 152H51V153H52ZM107 152H108V151H107ZM107 152H105V153H107ZM155 152H156V151H155ZM233 152H234V151H233ZM257 152H258V151H257ZM261 152H262V150L260 151V153H261ZM44 153H42V154H44ZM73 153H74V151H73ZM103 153H104V152H103ZM109 153H110V152H109ZM109 153H108V154H109ZM126 153H127V152H126ZM128 153H129V152H128ZM183 153H184V152H183ZM188 153H189V152H188ZM216 153H217V152H216ZM17 154H18V153H17ZM26 154H28L27 151H26ZM75 154L77 155V153H75ZM108 154H107V155H108ZM136 154H137V153H136ZM136 154H134V155H136ZM154 154H155V153H154ZM159 154H160V153H159ZM159 154H158V155H159ZM181 154H182V153H181ZM214 154H215V153H214ZM20 155H22V153H21ZM51 155H52V154H51ZM55 155H56V153H55ZM59 155H60V154H59ZM82 155H84V154H82ZM127 155H129V154H127ZM143 155H144V154H143ZM166 155L168 156V154H166ZM174 155H175V153H174ZM174 155H173V156H174ZM187 155H188V154H187ZM208 155H209V154H208ZM211 155L213 156V154H211ZM235 155H236V153H235ZM259 155H260V154H259ZM13 156H14V154H13ZM13 156H12V154H11V157H12V158H13ZM40 156H41V155H40ZM53 156H54V153H53ZM61 156H62V154H61ZM132 156H133V155H132ZM132 156H131V157H132ZM162 156H163V155H162ZM180 156H181V155H180ZM202 156H203V155H202ZM212 156H211V157H212ZM236 156H237V155H236ZM38 157H39V156H38ZM51 157H52V156H51ZM57 157H58V155H56V158H57ZM75 157H76V156H75ZM75 157H74V159H75ZM105 157H107V156H105ZM105 157H102V158L105 159ZM121 157H122V156H121ZM158 157H159V156H158ZM158 157H157V158H158ZM247 157H248V156H247ZM256 157H257V156H256ZM260 157H261V156H260ZM19 158H20V157H19ZM24 158H26V157H24ZM53 158H55V156H54ZM95 158H96V157H95ZM109 158H110V156H109ZM117 158H118V157H117ZM154 158H155V157H154ZM179 158L181 159L182 156L179 157ZM215 158H216V157H215ZM14 159H15V156H14L13 160H14ZM36 159H37V158H36ZM130 159H132V158H130ZM134 159H135V158H134ZM151 159H153V158H151ZM155 159H156V158H155ZM171 159L173 160L172 156H171ZM189 159H190V158H189ZM206 159H207V158H206ZM209 159H210V158H209ZM248 159L251 160V157H250V158L248 157ZM256 159H258V157H257ZM263 159H264V158H263ZM15 160H17V159H15ZM24 160H25V159H24ZM27 160H28V159H27ZM49 160H50V158H49ZM59 160H60V159H59ZM65 160H66V159H65ZM107 160H108V159H107ZM107 160H106V161H107ZM109 160H110V159H109ZM119 160H120V159H119ZM148 160H149V159H148ZM160 160H161V159H160ZM174 160H175V159H174ZM176 160H177V159H176ZM187 160H188V159H187ZM187 160H186V161H187ZM191 160H192V159H191ZM214 160H215V159H214ZM243 160H244V159H243ZM246 160H247V159H246ZM261 160H262V159H261ZM61 161H62V160H61ZM61 161H59V162H61ZM103 161H104V160H103ZM133 161H134V160H133ZM149 161H150V160H149ZM155 161H156V160H155ZM158 161H159V160H158ZM193 161H194V160H193ZM197 161H198V160H197ZM253 161H254V160H253ZM258 161H259V160H258ZM258 161H256V162H258ZM17 162H18V161H17ZM28 162H29V161H28ZM30 162H31V161H30ZM30 162H29V163H30ZM32 162H33V161H32ZM51 162H52V160H51ZM57 162H58V160H57ZM84 162H86V160H85ZM84 162H82V163H84ZM109 162H110V161H109ZM115 162H117V161H115ZM124 162H125V161H124ZM131 162H132V161H131ZM135 162H137V161H135ZM172 162H173V161H172ZM174 162H175V161H174ZM178 162H179V160H178ZM178 162L176 161V165H177ZM182 162H183V161H182ZM201 162H202V161H201ZM208 162H209V160H208ZM254 162H255V161H254ZM19 163H20V162H19ZM24 163H25V162H24ZM24 163H23V165H24ZM62 163H63V161H62ZM68 163H69V162H68ZM110 163H111V162H110ZM118 163H119V162H118ZM140 163H141V162H140ZM209 163H210V162H209ZM63 164H64V166L67 165V163H66V164L63 163ZM69 164H70V163H69ZM91 164H92V163H91ZM152 164H153V163H152ZM154 164H155V163H154ZM198 164H199V162H198ZM201 164H202V163H201ZM212 164H214V163H212ZM218 164H219V163H218ZM221 164H223V163H221ZM18 165H19V164H18ZM29 165H30V164H29ZM56 165H57V164H56ZM107 165H108V164H107ZM107 165H106V166H107ZM117 165H120V164H117ZM123 165H124V164H123ZM123 165H121V166H123ZM174 165H175V164H174ZM185 165H186V164H185ZM206 165H207V164H206ZM216 165H217V164H216ZM15 166H16V165H15ZM54 166H55V165H54ZM60 166H61V164H60ZM106 166H105V167H106ZM110 166H111V165H110ZM177 166H178V165H177ZM179 166H181V165H179ZM195 166H196V165H195ZM201 166H202V165H201ZM208 166H209V165H208ZM212 166H213V165H212ZM218 166H219V165H218ZM218 166H216L215 168H217ZM259 166H260V165H259ZM259 166H258V168H259ZM18 167H19V166H18ZM29 167H30V166H29ZM103 167H104V165H103ZM107 167H108V166H107ZM132 167H133V166H132ZM152 167H154V166H152ZM160 167H161V166H160ZM196 167H197V166H196ZM221 167H222V166H221ZM51 168H52V167H51ZM63 168H64V167H63ZM65 168H66V166H65ZM65 168H64V170H65L64 174L66 173V171H68V169L66 168V169H67V170H66ZM146 168H147V167H146ZM187 168H189V167H187ZM227 168H228V167H227ZM241 168H242V167H241ZM243 168H244V167H243ZM252 168H253V167H252ZM254 168H255V167H254ZM14 169H15V168H14ZM36 169H37V168H36ZM36 169H35V170H36ZM75 169H76V168H75ZM77 169H79V168L77 167ZM80 169H81V168H80ZM103 169H104V168H103ZM103 169H102V170H103ZM107 169H108V168H107ZM113 169H114V168H113ZM113 169H112V170H113ZM124 169H125V168H124ZM138 169H139V168H138ZM148 169H149V167H148ZM156 169H157V168H156ZM160 169H161V168H160ZM211 169H212V168H211ZM229 169H230V168H229ZM231 169H232V168H231ZM3 170H4V169H3ZM15 170H16V169H15ZM31 170H32V167H31L30 171H31ZM39 170H40V169H39ZM45 170H46V167H45ZM55 170H56V168L54 169V171H55ZM58 170H59V166H58ZM162 170H163V168H162ZM227 170H228V169H227ZM244 170H245V169H244ZM253 170H254V169H253ZM4 171H6V170H4ZM25 171H26V170H25ZM33 171H34V169H33ZM81 171H82V170H81ZM103 171H104V170H103ZM119 171H120V170H119ZM121 171H122V170H121ZM136 171H137V170H136ZM145 171H146V170H145ZM181 171H182V169H181ZM199 171H200V170H199ZM199 171H198V172H199ZM218 171H219V169H218ZM222 171H223V170H222ZM245 171H246V170H245ZM7 172H8V171H7ZM23 172H24V171H23ZM36 172H37V171H36ZM36 172H35V173H36ZM38 172H39V171H38ZM40 172H41V171H40ZM42 172H44V171H42ZM42 172H41V173H42ZM56 172H59V171L56 170ZM61 172H62V171H61ZM68 172H69V171H68ZM84 172H86V171L84 170ZM112 172H113V171H112ZM127 172H128V171H126V173H127ZM140 172H141V171H140ZM163 172H164V171H163ZM163 172H162V173H163ZM190 172H191V171H190ZM227 172H228V171H227ZM251 172H252V171H251ZM255 172H256V171H255ZM35 173H34V175H35ZM88 173H89V172H88ZM117 173H118V172H117ZM121 173H122V172H121ZM123 173H124V172H123ZM134 173H135V172H134ZM134 173H132V175H133ZM144 173H145V172H144ZM158 173H159V172H158ZM180 173L183 174V172H180ZM180 173H179V174H180ZM206 173H207V172H206ZM252 173H253V172H252ZM22 174H23V173H22ZM26 174H27V173H26ZM32 174H33V172H32ZM37 174H38V173H37ZM89 174H90V173H89ZM89 174H88V175H89ZM173 174H174V173H173ZM244 174H245V173H244ZM11 175L13 176V173H12ZM29 175H30V174H28L27 177H28ZM114 175H115V174H114ZM116 175H117V174H116ZM138 175H139V174H138ZM138 175H136V177H137ZM143 175H144V174H143ZM194 175H195V174H194ZM198 175H199V174H197V176H198ZM40 176H41V174H40ZM42 176H43V175H42ZM110 176H111V175H110ZM117 176H118V175H117ZM122 176H123V174H122ZM140 176H141V175H140ZM144 176H145V175H144ZM236 176H238V175H236ZM239 176H240V175H239ZM239 176H238V177H239ZM241 176H242V175H241ZM258 176H259V175H258ZM258 176H257V177H258ZM29 177H31V176H29ZM29 177H28V178H29ZM37 177H38V176H37ZM64 177H65V176H64ZM85 177H86V176H85ZM87 177H89V176H87ZM115 177H116V176H115ZM119 177H120V176H119ZM150 177H151V176H150ZM170 177H171V176H170ZM170 177H169V178H170ZM190 177H192V176L190 175ZM252 177H253V176H252ZM257 177H255V178H257ZM12 178H13V179H16V178H14V177H12ZM12 178H11V179H12ZM93 178H94V177H93ZM112 178H113V177H112ZM120 178H121V177H120ZM127 178H128V177H127ZM133 178H134V176H133ZM173 178H174V177H173ZM182 178H183V177H182ZM192 178H194V177H192ZM197 178H198V177H197ZM248 178H249V177H248ZM30 179H31V178H30ZM51 179H52V178H51ZM66 179H67V178H66ZM94 179H95V178H94ZM122 179H123V178H122ZM163 179H164V177H163ZM163 179H161V180H163ZM176 179H177V178H176ZM178 179H179V178H178ZM195 179H196V178H195ZM246 179H247V177H246ZM31 180H32V179H31ZM33 180H35V179H33ZM41 180H43V179H41ZM90 180H93V179H90ZM90 180H89V181H90ZM115 180H116V179H115ZM123 180H124V179H123ZM127 180H130V179H127ZM127 180H126V182H127ZM131 180H132V178H131ZM135 180H136V179H135ZM151 180H153V179H151ZM242 180H243V179H242ZM253 180H254V178H253ZM256 180H257V179H256ZM256 180H254V181H256ZM16 181H17V180H16ZM29 181H30V180H29ZM60 181H61V180H60ZM119 181H120V180H119ZM159 181H160V180H159ZM223 181H224V180H223ZM12 182H13V181H12ZM12 182H11V183H12ZM51 182H52V181H51ZM114 182H115V181H114ZM117 182H118V181H117ZM120 182H122V181H120ZM120 182H119V184H120ZM123 182H125V181H123ZM123 182H122V183H123ZM129 182H130V184H131V181H129ZM129 182H128V185H129ZM135 182H136V181H135ZM163 182H164V181H163ZM180 182H181V181H180ZM180 182L177 183V184H180ZM213 182H214V181H213ZM241 182H242V181H241ZM13 183H14V182H13ZM42 183H43V182H42ZM49 183H50V182H49ZM90 183H91V182H90ZM90 183H89V184H90ZM97 183H98V182H97ZM137 183H138V182H137ZM149 183H150V182H149ZM225 183H226V182H225ZM83 184H84V182H83ZM89 184H86V185L89 186ZM111 184H112V182L110 183V185H111ZM119 184H118V185H119ZM124 184H125V183H124ZM133 184H134V183H133ZM140 184H141V183H140ZM152 184H153V183H152ZM163 184H164V183H163ZM37 185H39V184H37ZM49 185H50V184H49ZM58 185H59L58 188H59V187H63V185H62V186H61L60 184H58ZM66 185H67V184H66ZM76 185H77V184H76ZM79 185H80V182H79L78 186H79ZM84 185H85V184H84ZM110 185H109V186H110ZM115 185H116V183H115ZM118 185H116V187H117ZM125 185H126V184H125ZM112 186H113V185H112ZM132 186H133V185H132ZM132 186H131V187H132ZM145 186H146V185H145ZM152 186H154V185H152ZM225 186H226V185H225ZM65 187H67V186H65ZM128 187H129V186H128ZM203 187H204V186H203ZM211 187H212V186H211ZM228 187H229V185H228ZM58 188H57V189H58ZM103 188H104V187H103ZM113 188H115V187H112L111 190H113ZM117 188H118V187H117ZM121 188L123 189V187H121ZM126 188H127V187H126ZM126 188H125V189H126ZM133 188H134V187H133ZM148 188H149V186H148ZM174 188H175V187H174ZM182 188H183V187H182ZM201 188H202V187H201ZM201 188H200V189H201ZM76 189H77V188H76ZM89 189H90V188H89ZM89 189H88V190H89ZM115 189H116V188H115ZM122 189H121V190H122ZM150 189H151V188H150ZM168 189H169V188H168ZM227 189H228V188H227ZM10 190H11V189H10ZM69 190H70V189H69ZM84 190H85V189H83V191H84ZM116 190H117V189H116ZM128 190H129V189H128ZM130 190H131V189H130ZM147 190H149V189H147ZM35 191H36V190H35ZM86 191H87V190H86ZM113 191H114V190H113ZM137 191H138V189H137ZM137 191H136V192H137ZM152 191H153V189H152ZM163 191H164V190H163ZM168 191H169V190H168ZM172 191H173V188H172ZM176 191H177V190H176ZM187 191H188V190H187ZM200 191H201V190H200ZM211 191H212V190H211ZM217 191H218V190H217ZM11 192H12V191H11ZM24 192H25V191H24ZM56 192H57V191H56ZM81 192H82V189H81ZM114 192H115V191H114ZM129 192H130V191H129ZM132 192H133V189H132V191L130 192L129 196L131 195ZM201 192L203 193V192H205V191L203 190V191H201ZM254 192H255V191H254ZM34 193H35V192H34ZM59 193H60V192H59ZM110 193H112V191H111ZM120 193H121V192H120ZM124 193H125V192H124ZM194 193H197V192H194ZM194 193H193V194H194ZM202 193H201V194H202ZM237 193H238V192H237ZM28 194H29V193H28ZM30 194H31V193H30ZM49 194H50V193H49ZM70 194H71V193H70ZM79 194H80V192H79ZM118 194H119V191H118ZM118 194H116V195L119 196ZM121 194H122V193H121ZM151 194H153V192H152ZM186 194H187V193H186ZM197 194H198V193H197ZM197 194H196V195H197ZM201 194H200V195H201ZM33 195H34V194H32V196H33ZM65 195H66V194H65ZM85 195H87V192H86ZM108 195H109V193H108ZM110 195H111V194H110ZM112 195H113V193H112ZM124 195H125V194H124ZM124 195H123V196H124ZM169 195H170V194H169ZM169 195H168V196H169ZM194 195H195V194H194ZM198 195H199V194H198ZM251 195H252V194H251ZM29 196H30V195H29ZM46 196H47V195H46ZM56 196H59V195L57 194ZM56 196H55V197H56ZM134 196H135V195H134ZM178 196H180V195H178ZM178 196H175V197H178ZM181 196H182V195H181ZM181 196H180V197H181ZM185 196H186V195H185ZM185 196H183V197H185ZM191 196H192V195H191ZM218 196H219V195H218ZM0 197H2V196H0ZM3 197H4V196H3ZM20 197H21V196H20ZM27 197H28V196H27ZM30 197H31V196H30ZM77 197H81V195H80V196H77ZM211 197H212V196H211ZM219 197H220V196H219ZM251 197H252V196H251ZM50 198H51V197H50ZM53 198H54V197H53ZM74 198H75V197H74ZM102 198H103V197H102ZM121 198H122V197H121ZM125 198H126V197H125ZM127 198H128V197H127ZM133 198H134V197H133ZM147 198H148V197H147ZM163 198H164V197H163ZM173 198H174V197H173ZM194 198H195V197H194ZM220 198H221V197H220ZM220 198H218V199H220ZM244 198H246V196H244ZM249 198H250V197H249ZM3 199H4V198H3ZM3 199H2V200H3ZM5 199H6V198H5ZM17 199L20 200L19 197H18ZM17 199H16V201L18 202ZM27 199H28V198H27ZM44 199H45V198H44ZM75 199H76V198H75ZM80 199H81V198H80ZM110 199H111V198H110ZM119 199H120V198H119ZM254 199H255V198H254ZM21 200H22V199H21ZM25 200H26V199H25ZM28 200H29V199H28ZM57 200H58V199H57ZM78 200H79V199H78ZM115 200H117V198H116ZM124 200H125V199H124ZM181 200H182V199H181ZM196 200H197V199H196ZM198 200H199V198H198ZM201 200H202V199H201ZM16 201H15V203H16ZM29 201H30V200H29ZM31 201H32V200H31ZM41 201H42V199H41ZM41 201H40L39 203H41ZM52 201H53V200H52ZM52 201H51V202H52ZM54 201H55V199H54ZM86 201H87V200H86ZM86 201H85V202H86ZM102 201H103V199H102ZM106 201H108V200H106ZM120 201H121V200H120ZM127 201H129V200H127ZM132 201H133V200H132ZM13 202H14V201H13ZM21 202H22V201H21ZM47 202H48V201H47ZM73 202H74V201H72V203H73ZM77 202H78V201H76V203H77ZM93 202H94V201H93ZM103 202H104V201H103ZM110 202H111V200H110ZM117 202H118V201H117ZM123 202H125V201H123ZM123 202H122V203H123ZM162 202H163V201H162ZM196 202H197V201H196ZM201 202H202V201H201ZM11 203H12V202H11ZM24 203L26 204L25 201H24ZM29 203H30V202H29ZM31 203H32V202H31ZM36 203H37V205H38V201H37ZM119 203H120V202H119ZM143 203H145V201H144ZM158 203H159V202H158ZM182 203H183V202H182ZM188 203H189V202H188ZM190 203H191V202H190ZM239 203H240V201H239ZM47 204L50 205V204H51L50 201H49V203H47ZM52 204H53V206H54L55 202H54V203L52 202ZM70 204H71V203H70ZM70 204H69V205H70ZM84 204H85V203H84ZM91 204H92V203H91ZM91 204H90V206H91ZM137 204H138V202H136V207H137ZM183 204H184V203H183ZM256 204H257V203H256ZM9 205H10V204H9ZM11 205H13V203H12ZM14 205L16 206L17 203L14 204ZM18 205L21 207L20 204H18ZM27 205H28V204H27ZM27 205H26V206H27ZM69 205H68V206H69ZM113 205H114V204H113ZM133 205L135 206V204H133ZM196 205H197V204H196ZM239 205H240V204H239ZM22 206H23V205H22ZM46 206H47V205H46ZM73 206H75V205L73 204ZM76 206H77V205H76ZM106 206H107V205H106ZM115 206H116V205H115ZM162 206H163V205H162ZM187 206H188V204H187ZM187 206H184V207H187ZM211 206H212V205H211ZM38 207H39V206H38ZM47 207H48V206H47ZM110 207H111V206H110ZM139 207H141V206H139ZM144 207H145V206H144ZM144 207H143V208H144ZM184 207H183V209H184ZM195 207H196V206H195ZM4 208H5V207H4ZM33 208H34V207H33ZM49 208H50V206H49ZM53 208H54V207H53ZM53 208H51V209H53ZM69 208L72 209V207H69ZM76 208H78V207H76ZM92 208H93V207H92ZM92 208H91V209H92ZM115 208H116V207H114V209H115ZM128 208H129V207H128ZM202 208H203V207H201V210H202ZM212 208H213V207H212ZM7 209H9V208H7ZM40 209H41V208H40ZM44 209H46V208H44ZM67 209H68V208H67ZM71 209H70V210H71ZM74 209H75V208H74ZM94 209H96V208H94ZM114 209H113V210H114ZM188 209H189V208H188ZM192 209H193V208H192ZM207 209H209V211H210V208H207ZM11 210H12V212H13V207H12ZM16 210H17V209H16ZM16 210H14V211H16ZM18 210H19V209H18ZM30 210H31V208H30ZM33 210H34V209H32L30 212H32ZM65 210H66V209H65ZM70 210H69V211H70ZM98 210H99V209H98ZM177 210H178V209H177ZM190 210H191V209H190ZM193 210H194V209H193ZM4 211H5V210H4ZM8 211H9V210H8ZM26 211H27V210H26ZM46 211H47V210H46ZM67 211H68V210H67ZM67 211H66V212H67ZM69 211H68V212H69ZM96 211H97V210H96ZM96 211H95V212H96ZM107 211H108V210H107ZM119 211H121V209H120V210L118 209V213H119ZM128 211H129V209H128ZM143 211H144V210H143ZM167 211H168V210H167ZM197 211H198V210H197ZM202 211H203V210H202ZM202 211H201V212H202ZM205 211H207V210H205ZM1 212H2V211H1ZM17 212H18V211H17ZM17 212H16V214H17ZM33 212H34V211H33ZM38 212H39V210H38ZM48 212H49V211H48ZM48 212H47V213H48ZM51 212H52V211H51ZM92 212H93V211H92ZM163 212H164V211H163ZM163 212H162V215H163ZM192 212H193V211H192ZM236 212H237V211H236ZM42 213H43V212H42ZM53 213H54V211H53ZM71 213H72V212H70L69 214H71ZM74 213H75V211H74ZM74 213H73V217H74ZM132 213H133V212H132ZM172 213H173V212H172ZM193 213H194V212H193ZM232 213H233V212H232ZM0 214H2V213H0ZM9 214H10V213H9ZM23 214H25V213H23ZM23 214H22V215H23ZM28 214H30V213L27 212V215L25 214V215H26V218H27ZM60 214H61V213H60ZM62 214H63V213H62ZM69 214H68V215H69ZM120 214H121V213H120ZM134 214H135V213H134ZM134 214H133V215H134ZM140 214H141V213H140ZM153 214H154V213H153ZM153 214H152V215H153ZM208 214H209V213H208ZM210 214H211V213H210ZM12 215H15V214L12 213ZM42 215H43V214H42ZM95 215L97 216L96 213H95ZM106 215H107V214H106ZM155 215H157V214H155ZM177 215H178V214H177ZM202 215H203V213H202ZM206 215H207V214H206ZM7 216H8V214H7ZM32 216H33V214H32ZM46 216H47V215H46ZM48 216H51V215H48ZM56 216H57V215H56ZM80 216H81V214H80ZM80 216H79V217H80ZM86 216H87V215H86ZM92 216H93V215H92ZM131 216H132V215H131ZM137 216H138V215H137ZM174 216H175V215H174ZM14 217H15V216H14ZM134 217H135V215H134ZM10 218H11V217H10ZM26 218H25V219H26ZM30 218H31V216H30ZM52 218H53V217H52ZM68 218H69V217H67L66 220H68ZM131 218H133V217H131ZM137 218H138V217H137ZM137 218H136V220H137ZM190 218H191V217H190ZM190 218H189V219H190ZM20 219H21V217H20ZM22 219H23V217H22ZM22 219H21V220H22ZM37 219H38V217H37ZM53 219H54V218H53ZM55 219H56V218H55ZM134 219H135V218H134ZM154 219H155V218H154ZM157 219H158V218H157ZM187 219H188V218H187ZM9 220H10V219H9ZM9 220H7V221H9ZM11 220H12V219H11ZM15 220H16V218H15ZM23 220H24V219H23ZM56 220H57V219H56ZM56 220H55V222H56ZM59 220H60V219H59ZM72 220H73V218H72ZM132 220H133V219H132ZM136 220H135V221H136ZM7 221H6V222H7ZM25 221H27V219L24 220V222H25ZM38 221H39V220H38ZM45 221H46V220H45ZM68 221H69V220H68ZM79 221H80V220H79ZM97 221H99V220H97ZM128 221H129V220H128ZM128 221H126V222H128ZM2 222H3V221H2ZM19 222H20V221H19ZM49 222H50V221H49ZM55 222H54V223H55ZM169 222H170V221H169ZM8 223H9V222H8ZM35 223H37V222H35ZM43 223H45V222H43ZM109 223H110V222H109ZM189 223H190V222H189ZM13 224H14V223H13ZM56 224H57V223H56ZM61 224H62V223H61ZM86 224H87V222H86ZM89 224H90V223H89ZM133 224H134V223H133ZM187 224H188V223H187ZM21 225H22V224H21ZM40 225H41V224H40ZM45 225H47V224H45ZM53 225H54V224H53ZM67 225H68V224H67ZM134 225H135V224H134ZM165 225L167 226V224H165ZM12 226L14 227V225H12ZM25 226H26V225H25ZM33 226H34V225H33ZM33 226H32V227H33ZM56 226L58 227V224L55 225V227H56ZM59 226H60V225H59ZM81 226H82V224H81ZM97 226H98V225H97ZM116 226H117V225H116ZM122 226H123V225H122ZM125 226H126V224H125ZM20 227H22V226H20ZM35 227H36V226H35ZM60 227H62V226H60ZM160 227H161V226H160ZM160 227H159V228H160ZM163 227H164V226H163ZM22 228L25 229L24 225H23ZM80 228H81V227H80ZM115 228L119 229V226H118V227H115ZM124 228H125V230H126V227H124ZM29 229H30V228H29ZM58 229H59V227H58ZM107 229H108L109 232H112V231H113V230H111V231L109 230V229H113L112 227H111V228H107ZM132 229H133V228H132ZM154 229H155V228H154ZM41 230H43V227H42ZM115 230H116V229H115ZM12 231H13V229H12ZM12 231H11V232H12ZM28 231H29V230H28ZM60 231H61V230H60ZM64 231H65V230H64ZM64 231H63V233H64ZM108 231H106V232H108ZM14 232H16V231H14ZM29 232H30V231H29ZM36 232H37V233H36V235H37L39 232H38V231H36ZM43 232H44V231H43ZM43 232H42V233H43ZM87 232H88V231H87ZM106 232H105V233H106ZM127 232L129 233V230H128V229H127ZM140 232H142L141 229H140ZM57 233H59V232H57ZM67 233H68V232H67ZM67 233H65V234H67ZM81 233H82V232H81ZM143 233H144V232H143ZM145 233H146V232H145ZM147 233L149 234V231H147ZM1 234H2V233L0 232V235H1ZM13 234H14V233H13ZM13 234H11V235H13ZM26 234H27V233H26ZM43 234H44V233H43ZM61 234H62V233H61ZM148 234H147V235H148ZM5 235H6V234H5ZM30 235H31V234H30ZM88 235H89V234H88ZM109 235H110V234H109ZM113 235H114V234H113ZM137 235H138V233H137ZM137 235H134V238H135V239H136V236H137ZM141 235H142V233H141ZM144 235H145V234H144ZM149 235H150V234H149ZM151 235H153V234H151ZM20 236H21V235H20ZM63 236H64V235H63ZM29 237L32 238V236H29ZM137 237L140 238V236H137ZM141 237H142V236H141ZM46 238H48V237H46ZM113 238H114V237H113ZM144 238L147 239L146 241H148V239H149V238H146V237H144ZM11 239H12V238H11ZM79 239H80V238H79ZM127 239L129 240V238H127ZM132 239H133V238H132ZM154 239H155V237H154ZM158 239H159V238H158ZM5 240H7V239H5ZM18 240H19V239H18ZM39 240H40V239H39ZM39 240H38V241H39ZM107 240H108V239H107ZM130 240H131V239H130ZM151 240H152V239H151ZM7 241H8V240H7ZM9 241H10V240H9ZM15 241H16V240H15ZM79 241H80V240H79ZM105 241H106V240H105ZM114 241H116V240L114 239ZM134 241H135V240H134ZM134 241H133V242H134ZM5 242H6V241H5ZM121 242H122V241H121ZM76 243H77V242H76ZM103 243H104V242H103ZM106 243H107V242H106ZM112 243H113V241L111 242V244H112ZM68 244H69V243H68ZM115 244H116V243H115ZM117 244H118V243H117ZM125 244H126V243H125ZM137 244H138V243H137ZM155 244H156V243H155ZM7 245H8V244H7ZM13 245H14V244H13ZM77 245H78V244H77ZM113 245H114V244H113ZM118 245H119V244H118ZM133 245H134V244H133ZM20 246H21V245H20ZM76 247H77V246H76ZM115 247H116V246H115ZM122 247H123V246H122ZM124 247H125V249H126V246H125V245H124ZM124 247H123V248H124ZM150 247H151V246H150ZM152 247H154V246H152ZM7 249H8V248H6V250H7ZM23 249H24V248H23ZM78 249H79V247H78ZM82 249H83V248H82ZM82 249H79V250L81 251ZM94 249H96V248H94ZM97 249H98V248H97ZM17 250H18V249H17ZM74 250H75V249H74ZM76 250H77V249H76ZM115 250H116V249H115ZM26 251H27V250H26ZM97 251H98V250H97ZM97 251H96V252H97ZM75 252H76V251H75ZM77 252H78V251H77ZM99 252H100V250H99ZM38 253H40V252H38ZM122 253H123V252H122ZM26 254H27V253H26ZM29 254H30V253H29ZM91 254H92V256H93V251H92ZM9 255H11V254H9ZM22 255H23V254H22ZM94 255H95V253H94ZM11 256L13 257V255H11ZM18 256H19V255H18ZM97 256H98V255H95L93 258H95V257H97ZM16 257H17V256H16ZM25 257H26V256H25ZM46 257H47V256H46ZM16 259H17V258H16ZM16 259H15V260H16ZM28 259L30 260V258H28ZM37 259H38V258H37ZM119 259H121V257H120ZM1 261H2V260H1ZM4 261H5V260H4ZM19 261H20V260H19ZM21 261H22V260H21ZM27 261H28V260H27ZM121 261H122V260H121ZM39 262H40V261H39ZM24 263H25V262H24ZM30 263H31V261H30ZM36 263H37V262H36ZM5 264H7V263H5ZM31 264H32V263H31ZM37 264H38V263H37ZM131 264H132V263H131Z\"/></svg>", "mask_w": 264, "mask_h": 264}, {"label": "clouds", "instance_id": "obj_3", "mask_svg": "<svg viewBox=\"0 0 264 264\" xmlns=\"http://www.w3.org/2000/svg\"><path fill=\"white\" fill-rule=\"evenodd\" d=\"M183 29L174 20L165 21L161 27L157 28L155 32H149L148 36L153 40H164L171 39L175 37L178 33L182 32ZM113 129L111 127L105 129L101 127V122L99 119L94 120L89 125H87L82 131L77 133L73 137L75 142H79L89 136L95 137V145L97 150L98 159L102 154V149L106 143L111 141V134ZM67 151H76L77 146L75 144L69 145L66 149ZM106 172L98 173V177L106 175Z\"/></svg>", "mask_w": 264, "mask_h": 264}]
</instances>
